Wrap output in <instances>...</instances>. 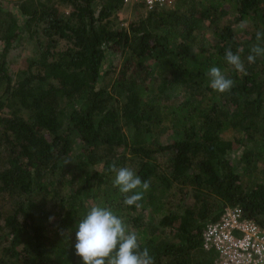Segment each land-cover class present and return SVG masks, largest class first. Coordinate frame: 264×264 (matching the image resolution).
Returning a JSON list of instances; mask_svg holds the SVG:
<instances>
[{
    "label": "trees",
    "instance_id": "trees-1",
    "mask_svg": "<svg viewBox=\"0 0 264 264\" xmlns=\"http://www.w3.org/2000/svg\"><path fill=\"white\" fill-rule=\"evenodd\" d=\"M123 5L0 6V264H83L76 225L94 205L136 231L155 264H213L202 231L228 205L264 229V56L246 59L264 0H176L119 27ZM24 38L35 53L11 73ZM229 48L243 49L247 74ZM212 66L234 80L229 92L209 87ZM113 161L149 181L140 208L113 186Z\"/></svg>",
    "mask_w": 264,
    "mask_h": 264
},
{
    "label": "clouds",
    "instance_id": "clouds-1",
    "mask_svg": "<svg viewBox=\"0 0 264 264\" xmlns=\"http://www.w3.org/2000/svg\"><path fill=\"white\" fill-rule=\"evenodd\" d=\"M246 26L247 22L241 21L238 28ZM256 41L246 57L249 64L264 56V32H256ZM242 52L243 49H237L234 53L229 48L225 60L236 72L247 74ZM206 76L209 87L219 93L229 92L234 87V80L228 78L219 67H210ZM109 171L114 173L113 186L124 194L123 203L140 208L143 193L150 187L149 181L142 180L129 167H118L115 161L109 166ZM76 229L75 254L83 264H155L149 249L141 248L138 233L130 230L124 220L109 207L92 206L76 225Z\"/></svg>",
    "mask_w": 264,
    "mask_h": 264
},
{
    "label": "built area",
    "instance_id": "built-area-1",
    "mask_svg": "<svg viewBox=\"0 0 264 264\" xmlns=\"http://www.w3.org/2000/svg\"><path fill=\"white\" fill-rule=\"evenodd\" d=\"M135 2L147 11L172 7L176 0H123ZM203 248L216 253L213 264H264V229L246 217L240 206H225L220 217L202 231Z\"/></svg>",
    "mask_w": 264,
    "mask_h": 264
},
{
    "label": "rangeland",
    "instance_id": "rangeland-1",
    "mask_svg": "<svg viewBox=\"0 0 264 264\" xmlns=\"http://www.w3.org/2000/svg\"><path fill=\"white\" fill-rule=\"evenodd\" d=\"M19 0H0V6L4 11H11L14 16L19 15L17 10ZM53 1V0H45ZM57 4V3H56ZM61 11L68 12L69 8L65 5L57 4ZM147 10L140 4L135 2H128L124 4L116 13H115V22L119 27H126L130 21L136 20L141 16H144ZM67 46L66 41L59 40L57 42V49H63ZM36 50V45L33 40L21 39L16 46L10 51L8 60H9V70L11 73L16 72L18 68L25 64V58L31 57L34 55ZM109 58L112 63L119 64L123 59L117 56L115 53H109ZM109 61V60H108ZM141 215L145 221H155L154 217L152 219L151 215L147 212H141Z\"/></svg>",
    "mask_w": 264,
    "mask_h": 264
}]
</instances>
